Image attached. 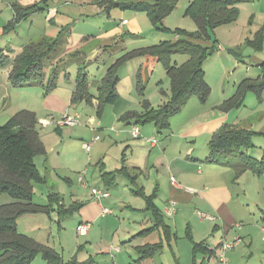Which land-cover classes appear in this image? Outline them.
Here are the masks:
<instances>
[{
  "label": "rangeland",
  "instance_id": "374dc122",
  "mask_svg": "<svg viewBox=\"0 0 264 264\" xmlns=\"http://www.w3.org/2000/svg\"><path fill=\"white\" fill-rule=\"evenodd\" d=\"M24 1L0 0V11L3 13L0 17V29L4 28L10 20L9 10L13 12L14 5H21ZM99 1L51 0L48 8L54 9L55 13L52 16L58 25H53L50 21L47 22L48 9L35 15L33 25L30 24L31 20H27L22 23L21 28H17L15 33L2 37L0 40V49L5 48V44H9V48L4 49V51L12 59L15 49H21L22 46L35 40L38 36L47 35L50 38H57L64 26H71L67 43L58 50V54L53 60L46 62L48 78L51 73L56 76V88L53 91L50 92L47 88L48 79L42 84L19 89L13 88L9 82L12 64L9 63L6 67L0 68V127L23 110L35 112L51 123L44 126L40 121L38 124V131L47 149V154L36 156L35 161L42 174L46 175L47 183L43 185L33 184L34 202L46 205L49 194L56 193L62 197L60 202L64 205L63 208L77 209L76 207L79 206L77 210H80L82 205L78 200L84 201L92 194L91 189L93 188L108 192L111 196L105 200L107 201L105 208L113 212L105 215L107 218L100 220L97 224L95 221L83 222L82 219L80 220V213L76 210L72 211L73 214L61 217L58 215L60 206L56 201L53 211L49 214L40 213L18 219L19 233L52 248L60 255L63 264H122L117 259L118 255L108 252L109 249L111 250V246L123 249L129 263L138 257L134 252V246L143 244V241L140 239L134 243V241L131 242V238L146 227L144 221L147 222L148 215H140L137 213L138 211L135 212L133 209L145 208L147 200L138 195V189L143 185L148 188V184L141 181L142 185L138 181L140 187L137 188L131 181L129 183L123 177H118L117 185L112 190H108L103 187L105 184L98 164H100L99 161L105 160L110 169L119 167L121 153L126 147L124 142L129 147L126 153L127 157L132 158L131 155L134 152V160L143 164L146 159L145 153L151 147L141 142V139H132L128 134H122L121 138L124 137L125 139H117L118 144L113 143L111 138L115 139L116 132L130 131L132 127H126L123 122L116 120L115 115L112 114V111L116 110L115 104L106 106L100 118L96 111H92L85 104L82 105L78 108L82 114L80 115L82 120L81 124L77 126H57L54 121L56 116L52 110L58 113L64 109L66 103L72 111L79 107L75 104L72 106L71 102L65 99L66 95L68 97L73 89L80 68L87 74L90 83L96 84V82L101 81L106 70L116 64L118 60L122 62L117 67L120 77L118 91L121 96L132 99L134 103L138 102L140 95L135 90L136 79L138 78H135L134 74L141 68L143 59L138 56L124 59L123 56L137 48L159 45L170 40H183L187 37L182 32L194 33L198 30L196 22L187 12L192 0H179L174 11L164 20L161 30L155 27L147 13L122 8V6L112 7L107 12L108 16H103L104 18L90 15L93 14L94 8H97L96 5ZM116 2L138 4L139 2H150V0H116ZM239 10L240 15L237 21L221 25L213 30L209 29L211 39L200 41L203 44L202 47L210 48L209 44L215 42L219 48H223L218 49L204 65V73L211 87L208 99L203 102L197 96L190 98L181 112L171 119L170 128L154 135L159 146H169V151L181 152L184 156L189 150L196 148L202 153V159L206 160L210 156L208 153L210 143L216 134L228 127L224 124L217 127L218 120L230 114L229 111L224 110L225 104L227 101H236L237 106L232 109L231 116L226 118L224 122L228 124L233 121L234 123L238 122L239 128L256 132L252 138V146L245 151L257 160L264 158V133H262L264 132V95L260 101V97L255 92H248L244 99V106L238 105L240 99L235 97L241 80L247 77L254 78L260 74V71L257 70L258 65L253 60H264V40L261 49L249 45V41H255L256 34L264 27V0L241 3ZM108 18L112 21V26H117L123 20L129 22L126 32L123 33L124 40L115 47L113 46L114 48L104 47L105 43L100 39L101 37H98L99 28L103 27L104 22L111 23ZM128 32L131 35H127ZM12 48L15 49L12 50ZM96 48L107 51H102L96 58L91 54V51ZM76 50L80 52L79 57L68 56V53ZM232 51H237V54L235 55ZM60 58L65 59L61 61ZM187 60V56L177 55L173 57L172 63L181 65ZM147 65L143 63V68H141L143 82H146L147 94L155 101L156 108H159L161 104L164 105L171 98V81L162 62H157L155 66H149V70L154 71L153 76L148 79ZM92 92L95 93L94 89ZM135 110L142 111L141 107ZM89 114L95 115L100 122H104L108 131L101 130L99 132V124L98 130L93 132L90 128L94 124H87L86 122V117ZM148 126L154 128L153 125L145 127ZM112 127L116 128V132L110 131ZM145 127H140V131H145L143 130ZM59 129L62 130L65 138L63 143ZM95 135L100 136L101 141L93 143V150L90 153L85 152L81 144L83 142L90 143ZM120 140H125L123 145ZM85 164L86 168L83 169ZM127 166L133 165L129 163ZM86 169L87 177L83 184L89 190L88 192L82 191L79 196H76L82 185L77 180L80 173ZM66 178L71 181L70 184L66 182ZM232 189L234 192L237 191L239 195L245 193L242 190H246L247 198L251 202L260 204L261 209L264 210V175L249 173L241 180V184L240 182L232 184ZM148 190L149 196H152L153 188ZM155 200L161 212H165L169 205L167 206L164 195ZM11 202L12 199L8 194L0 196V205ZM167 219L170 221L171 218ZM81 224L90 225L88 234L82 237L77 233V228ZM156 241L157 239L153 237L146 242ZM101 250L104 254L99 253L102 252ZM152 261L174 264L171 254L167 250L154 260L149 261L148 264ZM31 264H46V262L39 256Z\"/></svg>",
  "mask_w": 264,
  "mask_h": 264
},
{
  "label": "trees",
  "instance_id": "16d2710c",
  "mask_svg": "<svg viewBox=\"0 0 264 264\" xmlns=\"http://www.w3.org/2000/svg\"><path fill=\"white\" fill-rule=\"evenodd\" d=\"M51 0H39L33 5L23 7L14 5L15 20L4 30L12 31L16 25L35 13L47 11ZM256 0H192L188 8V14L194 19L198 30L194 33H186L183 40H170L159 45L135 49L126 53L124 59L132 57H153L157 62H162L171 81V98L159 108L147 106L144 102L142 112L127 111L121 117V122L132 126L145 127L154 125L158 134L170 128V121L178 115L185 103L197 96L205 102L211 92V87L206 81L204 64L218 51L219 47L214 42L211 47H202L200 41L211 39L209 29L213 30L221 25L230 24L239 18V5ZM179 0H152V2H139L138 4H120L116 0H100L98 6L106 13L112 7L133 9L137 12H145L150 17L158 30L162 29L164 20L174 11ZM71 26L62 29L57 38L43 37L32 41L22 48V51L12 59L0 49V68L12 64L9 81L13 88L19 89L30 85L42 84L48 79L47 88H56V76L46 73V62L53 60L58 50L66 44ZM264 27L256 34L255 41H249V45L261 49L263 45ZM86 39V37H85ZM235 55L237 51H232ZM187 56L188 60L181 65L173 64L174 56ZM122 57V58H123ZM63 61L62 58H60ZM122 60V59H121ZM122 62L117 61L107 70V74L97 87L99 101L98 115L101 117L105 107L115 104L119 99L118 66ZM262 74L257 79H244L240 82L235 97L240 99L238 105L243 104L244 94L253 91L261 96L264 90V63L261 65ZM90 82L87 74L81 70L77 75V89L74 100H91L93 96L88 94ZM138 92L145 94V85L140 84ZM236 101L228 102L224 110L236 107ZM38 119L34 112L20 111L12 117L4 126L0 127V196L8 194L12 202L0 205V264H31L41 256L46 264H63L60 255L52 248L42 245L30 237L19 233L17 221L23 216L51 213L56 201L60 209L58 215L66 217L73 214L78 207L65 209L61 204L59 194H50L46 205L34 202L33 184H42L44 178L38 171L34 159L36 156L45 155L46 149L40 139L38 131ZM256 132L241 128H225L216 134L209 147L210 156L205 162L210 164L228 165L234 171L235 177L251 171L257 175H264V158L257 160L245 151L252 146V138ZM126 169H119L116 173H104L102 175L105 186L111 188L117 183V176L125 174ZM131 183H136V177ZM109 190V189H108ZM138 195L147 200L146 210L150 212L153 225L142 229L133 236V239L149 237L164 225V216L153 204L156 198L146 196L142 189H138ZM132 239V240H133ZM162 249L158 243H146L136 248L141 262L153 258ZM207 250L202 245L195 246L194 252L205 253ZM212 252H209L211 254ZM133 264V263H131Z\"/></svg>",
  "mask_w": 264,
  "mask_h": 264
},
{
  "label": "crops",
  "instance_id": "0c3cea01",
  "mask_svg": "<svg viewBox=\"0 0 264 264\" xmlns=\"http://www.w3.org/2000/svg\"><path fill=\"white\" fill-rule=\"evenodd\" d=\"M25 1L21 4L23 7H28L35 3V1H31V0H25ZM150 2H152V0H150ZM86 7H92V6H86ZM96 7L97 8L93 7L95 10L92 12L93 14L90 15H96L101 18L103 16H108L107 13L103 9H101L98 5H96ZM9 11H10V20L8 24L4 26V28L0 29V40L2 37H7L11 33L12 34L15 33L17 28H21L23 26L22 23L27 20H31L30 24L33 25L34 24L33 20L35 18V15L41 14V13L32 14L27 19L22 21L20 24L16 25V27L12 31L5 33L4 29L8 25L12 24L15 20L14 9L13 12L12 10ZM1 12L2 11H0V13ZM48 12L49 13L47 17V22L50 21L53 25H58V22L55 20L54 16H52V14L55 13L54 9L50 8ZM2 14L3 13L0 14V17H2ZM103 20L105 21V19ZM111 24L112 21L111 23L109 22L107 23V21H105L103 27L99 28L100 34L98 35V37H101L100 39L105 43L104 47L106 48H110L113 46L115 47L116 45L119 44V42L123 41L125 38L123 36V33L126 32V27L129 26V22L127 20H123L117 26L116 25L112 26ZM63 28H65V26ZM127 35H131V34L128 32ZM43 37H48V36L40 35L35 40L32 41H36ZM83 39H85V37H83ZM28 43H26L25 45H27ZM209 45L211 46V44ZM24 46H22V48ZM146 47L149 46H145L141 48H146ZM8 48H9V44H5V48L2 49L7 50ZM22 48L18 50L12 48V50L15 49L14 50L15 53L13 57L19 54L22 51ZM102 48L93 49L91 51L92 56L93 57L95 56L97 58L102 51H107V50H102ZM219 49L221 50L223 48L220 47ZM68 56L79 57L80 52L76 50L72 53H68ZM142 59L143 60L141 62V68H143L142 67L143 63L148 64L147 77L148 79H150V77L153 76L154 70L152 69L149 70V66H155L157 64V61L155 58L149 56L142 57ZM253 61L255 62L256 65H258L257 70L260 71V74L254 78L247 77L244 79L253 80L261 76L262 74L261 65L264 63V60L254 59ZM141 68L139 69L138 72L134 74L135 78L136 77L138 78L136 79L135 90L138 92L139 85L144 84L145 94L144 96H141L138 92V94L140 95L139 96L140 100L134 103L132 102V99L130 98L127 99L121 96L118 91L119 99L115 103L116 110L112 111V114H114L116 120L120 122H121L120 117L127 111L139 112L140 110H135L138 107H141V110L143 111L145 108L144 102H146L147 106L156 108L155 101L146 92L147 86H146V82H143ZM81 70L82 68H80L79 72ZM106 74H107V70L103 78L105 77ZM205 77L207 83L209 84L206 75ZM100 82H96V84L90 83V87L88 88V94H90V96H93L90 101L86 99L80 101V100H74L73 98L74 93L77 89V78H76L73 89L72 91H70V95H68V97L66 95L65 100H69L72 106L75 104L79 107H77L75 111H72L70 106H68V103H66L64 109L58 111V113H55V110H52V113H54L56 116L54 120L55 121L58 120L65 114L82 115L80 114L78 108H80L84 104L87 105V107H89L90 109H92V111H96V113L98 114L99 101L97 100L98 97L97 87ZM92 89H94L95 93L92 92ZM248 92L244 94L242 106H244V99ZM263 95H264V90L261 96L258 95L260 97V101H262ZM226 111H229L230 114L228 116H224L221 120H218L217 127H220L222 124H224V125H228V127L225 128H233V127L239 128L240 125H238L239 124L238 122L234 123L233 121L230 124L224 122L226 118H229L232 114L231 113L232 109ZM36 117L39 123L40 121L47 120L45 118H42L41 116H38V114H36ZM86 118H87L86 121L87 124L90 118H94L95 122L100 124L99 132L101 130L108 131V129H106L105 123L100 122L95 115L89 114ZM236 121L238 120L236 119ZM124 124L126 127L132 126V124H126V123ZM147 128L150 127L149 126L145 127L143 129L145 131H141L142 132L141 136L137 138V139H141L140 141L143 142L145 145H149L151 147L150 150L145 153L146 159L143 162V164L141 162H136L134 160V156H133L134 152H132L131 155L132 158L127 157L126 153L128 152L129 147L125 142L124 145L126 147L124 151L121 153V161L119 167L115 169L113 168L110 169L108 167V163L105 162V160L99 161L100 164H98L102 175L104 173H116L117 171H119V169L125 168L126 169L125 174L119 175L117 176V178L123 177L130 183V180L136 177L137 181L133 185L136 186L137 188L140 187L138 181H140V183L143 182L144 184L145 183L148 184V188L146 185L144 186L143 183H142L143 186L139 188L144 191L143 193L146 196L150 195L148 194L149 193L148 189L153 188L152 194L155 193L156 198L162 197V195H164L167 206L171 202L176 203V213L173 216L170 217L166 215L164 211L161 212L164 216V225L160 226L157 231L152 233V235L144 238H137V239H133V237L131 238V240L133 239L131 242L134 241V243L140 239H142L143 241L142 242L143 244L134 246V252L136 254H137L136 248L145 245L146 243L161 244L162 249L153 258H149L147 260H143L141 262L136 263L135 260H137L138 258L137 257L135 259H132V261L134 260L132 263L148 264L149 261L154 260L157 256L163 254L164 251L167 250L171 254L174 264H222L219 262L218 259L220 253L222 252V248L224 244H232V247L225 251V256L228 259L229 264H264V210L261 209L260 204L256 202H251L247 198L246 190H242V192L245 191V193H241L242 195H244L242 196L239 195L237 191L234 192L232 189V184H236L238 182H240L241 184V180H243V178H245L247 174L249 173L255 174V173L248 171L240 175L239 177H235L234 171L231 168V166L206 163L205 159H202L203 158L202 153L198 151L196 148H192L191 150H189L185 156L181 152L180 153L171 152L169 151L170 148L169 146L168 147L166 145L159 146V143L157 147L154 148L148 142H146V139L155 137L154 135L158 132L155 126L154 128H150V129ZM115 129L116 128L112 127L110 131L116 132ZM241 129H246V128H241ZM118 132L115 133V139L111 138V140H113V143L118 144L117 139H125L124 137L121 138L122 134H128V136H131L132 139H135L131 135V130L130 131L126 130L122 133L120 132L118 133ZM59 134L61 135L62 138L61 142L63 143L65 141V138L61 129H59ZM123 141L125 140H120V143H122V145H123ZM87 143L88 142H83L81 144L82 149L85 152H87L86 151ZM34 162L36 167L38 168V171L44 178V182L41 185L46 184L47 183L46 175L42 174L41 170L36 164L35 159ZM129 163H131L133 166L128 167L127 164ZM82 168L83 169L86 168V164ZM172 178L175 179L176 184H172L171 181ZM65 180L67 183L69 184L71 183V181L68 178H66ZM103 187L109 190H112L114 188V186L109 188L105 185ZM88 190H89L88 188L81 185L79 191H77L76 196H79L80 192L82 191L88 192ZM51 194H56V193H51ZM110 197L111 196L108 193L106 197H102L100 200H96L94 196L91 194L89 197L85 198L84 201L78 200L80 201L79 203L82 205L81 209L78 211L81 215L80 220L82 219L83 222L86 223L95 221V224H97L100 222V220L106 219L107 216L102 214V212L103 209L105 208V202H107L105 200L109 199ZM155 199L153 201V204L159 211H161V209L157 206ZM133 210L135 212L138 211L137 213L140 215L143 214L148 215V217L146 216L147 222L144 221V224L146 225L145 228L151 227L153 225V219L150 212L145 211L146 206L141 210H138L136 208H134ZM198 213H203L205 215L212 216L214 217L215 221H211L208 219L200 220L198 217ZM165 216L169 219L171 218L170 221H168V219ZM153 237L157 239L156 242H146L147 240ZM198 244L206 248L207 251L205 253L194 252L195 246ZM108 252L118 255L117 259L122 264H131L126 259L124 255V251L120 247L111 246V250L109 249ZM209 252L212 253L209 254ZM99 253L104 254L103 251ZM150 264H166V262L152 261V263Z\"/></svg>",
  "mask_w": 264,
  "mask_h": 264
},
{
  "label": "built area",
  "instance_id": "2783aa9c",
  "mask_svg": "<svg viewBox=\"0 0 264 264\" xmlns=\"http://www.w3.org/2000/svg\"><path fill=\"white\" fill-rule=\"evenodd\" d=\"M124 23H126V22H124ZM81 120H82V118L78 114L77 115L65 114L61 118H59L58 120H56V121L54 120V121L57 124V126L62 127V126H68V125L69 126L80 125L81 124ZM41 122H42V124L44 126H48V125L51 124L47 120H43ZM88 123L89 124H94V126H92L90 128L93 132L98 130L99 123H96L94 118H90ZM131 135L135 139L139 138L141 136L140 127L139 126H132L131 127ZM100 140H101V137L96 135L91 140L90 143H87V145H86L87 153L91 152L92 147H93V143L98 142ZM146 142H148L154 148L157 147V145H158V141H157V139L155 137H152L150 139H146ZM86 177H87V169L84 170L82 173H80L79 179H78V181L84 187H86L83 184ZM171 181H172V184H176L175 179L172 178ZM91 193H92V195L94 196V198L96 200H100L102 197H106L108 195V193L103 192V191H101L99 189H96V188L91 189ZM165 213H166V215H168L170 217L173 216L176 213V203L175 202H171L169 204V206L166 208ZM103 214L104 215L112 214V211L109 210L108 208H104L103 209ZM198 217H199L200 220L208 219V220H211V221H215L214 217L205 215L203 213H198ZM89 228H90L89 224H81L77 228L78 235L81 236V237L82 236H86L88 234ZM231 247H232V244H224V246L222 248V252L220 253L219 258H218L220 263L229 264V261H228V259L225 256V251L230 249Z\"/></svg>",
  "mask_w": 264,
  "mask_h": 264
}]
</instances>
